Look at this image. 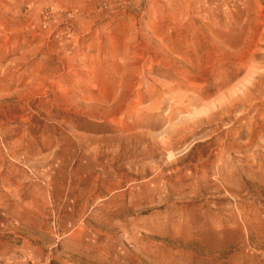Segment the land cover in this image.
Segmentation results:
<instances>
[{
	"label": "rangeland",
	"instance_id": "374dc122",
	"mask_svg": "<svg viewBox=\"0 0 264 264\" xmlns=\"http://www.w3.org/2000/svg\"><path fill=\"white\" fill-rule=\"evenodd\" d=\"M0 264H264V0H0Z\"/></svg>",
	"mask_w": 264,
	"mask_h": 264
},
{
	"label": "bare ground",
	"instance_id": "6f19581e",
	"mask_svg": "<svg viewBox=\"0 0 264 264\" xmlns=\"http://www.w3.org/2000/svg\"><path fill=\"white\" fill-rule=\"evenodd\" d=\"M252 86V85H251ZM235 88V87H234ZM228 92V91H227ZM233 94V93H232ZM246 95V94H245ZM249 96V95H248ZM187 126H188V124H187ZM250 132V131H249Z\"/></svg>",
	"mask_w": 264,
	"mask_h": 264
}]
</instances>
